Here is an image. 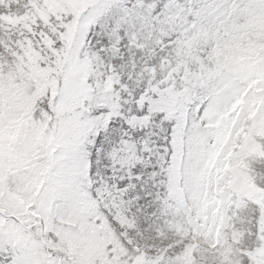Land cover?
<instances>
[{
	"label": "rangeland",
	"instance_id": "obj_1",
	"mask_svg": "<svg viewBox=\"0 0 264 264\" xmlns=\"http://www.w3.org/2000/svg\"><path fill=\"white\" fill-rule=\"evenodd\" d=\"M155 2L0 0V213L20 218L12 238L34 264H264V14L210 56L232 79L204 128L180 129L202 160L195 175L177 162L143 207L129 216L117 209L118 223L94 200L57 209L60 201L42 198L60 146L57 131L78 135L97 103L118 107L111 53L101 55L93 36L109 21L140 23ZM98 22L101 31L90 34ZM184 55L199 60L191 50ZM160 92L153 110L182 124V97L172 86ZM29 132L33 142L22 144ZM155 154L164 171L163 155Z\"/></svg>",
	"mask_w": 264,
	"mask_h": 264
},
{
	"label": "snow or ice",
	"instance_id": "obj_2",
	"mask_svg": "<svg viewBox=\"0 0 264 264\" xmlns=\"http://www.w3.org/2000/svg\"><path fill=\"white\" fill-rule=\"evenodd\" d=\"M258 14H264V0H156L140 23L132 22L126 28L109 21L108 28L93 39L99 41L101 55L106 50L111 53L109 63L119 76L112 89L113 96L119 97L118 107L111 101L97 103L78 135L57 131L60 146L42 198L54 204L60 201L55 204L57 209L79 199L94 200L110 221L118 223L113 220L117 209L129 216L138 206L143 207L157 195L155 189L161 177L167 179L165 173L177 162L189 176L195 175L202 160L180 129L193 125L204 128L208 124L209 114L218 107L232 79L218 71L219 65L210 56L235 34L245 31ZM93 30L101 31L99 22L90 34ZM186 49L199 60L184 55ZM148 50L154 54L152 60L134 54ZM178 63L179 75L173 72L165 81ZM149 80L152 84L164 82L153 89ZM168 86L182 97L180 103L187 109L182 124L180 117L170 112L153 110L160 90ZM46 110L51 114L50 109ZM3 123L0 117V127ZM33 140L34 133L29 132L21 143ZM157 152L163 155L164 171L157 163ZM19 219L0 213V264H34L27 251L13 241L11 230Z\"/></svg>",
	"mask_w": 264,
	"mask_h": 264
}]
</instances>
